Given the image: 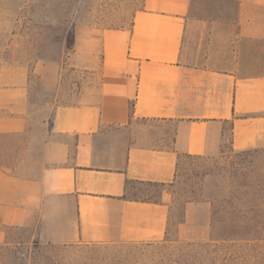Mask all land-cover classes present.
<instances>
[{
  "label": "crops",
  "instance_id": "crops-1",
  "mask_svg": "<svg viewBox=\"0 0 264 264\" xmlns=\"http://www.w3.org/2000/svg\"><path fill=\"white\" fill-rule=\"evenodd\" d=\"M9 27L0 136L23 145L0 166V244L9 227L61 245L160 242L165 192L145 202L132 186H167L182 158L224 143L264 150V0H143L129 28L76 26L69 62L87 79L40 123L30 77L55 88L61 69L32 67L29 38Z\"/></svg>",
  "mask_w": 264,
  "mask_h": 264
},
{
  "label": "rangeland",
  "instance_id": "rangeland-1",
  "mask_svg": "<svg viewBox=\"0 0 264 264\" xmlns=\"http://www.w3.org/2000/svg\"><path fill=\"white\" fill-rule=\"evenodd\" d=\"M142 1L0 0V62L6 55L5 42L13 21V33L29 38L30 65L48 62L61 69L62 77L55 88H46L36 75L30 77L32 115L37 122L46 119L56 105L74 101L73 93L87 79L80 69L72 72L69 62L76 26L81 31L87 27L95 33L129 28L132 15ZM39 123L37 131H40ZM22 145L21 137L0 136V166L14 164L12 159L18 154L21 156ZM260 182H264V150L236 152L224 143L216 157L182 158L173 182L167 186L131 187L127 195L131 199L157 202L165 192L169 208L167 233L152 247L136 250L132 245L139 244L61 245L41 241L32 229L9 227L5 229V242L10 253H2L0 264H13L16 258L17 263H22V258L26 262L31 255L38 260L51 257L52 264H121L125 258L134 257L142 259L140 264H151L146 260L153 255L179 261L180 246L209 242L224 243L225 246L219 247V255L228 253L232 264H264V227L258 235H253L248 225L235 234L229 228L213 229L209 224L227 217L236 203L258 205L262 195L257 194L256 184ZM254 215V212L248 213L249 217ZM260 218L263 223L264 216ZM252 238L260 241H250L247 246L240 241Z\"/></svg>",
  "mask_w": 264,
  "mask_h": 264
},
{
  "label": "trees",
  "instance_id": "trees-1",
  "mask_svg": "<svg viewBox=\"0 0 264 264\" xmlns=\"http://www.w3.org/2000/svg\"><path fill=\"white\" fill-rule=\"evenodd\" d=\"M256 190L257 194L262 195L261 202L258 203V205H252V204H246V203H236L231 206V212H228L227 217H223V219L219 221L212 220L209 224L212 225L213 229H217L218 226H221L223 228H229L232 232L240 233L241 230H243L247 225L250 227V231L253 235L259 234V232L264 227V222L262 223L260 220L263 221L264 216V182H260L256 184ZM145 202H156L151 200H142ZM254 212V216L249 217L248 213ZM247 215V216H244ZM227 241H234V239H227ZM240 241H244L245 245L250 241H260L258 238H252V239H242ZM253 242V243H254ZM154 243H147V244H139V245H132L134 249H146L149 247H152ZM8 242H4L3 245H0V256H2V253H10V250L8 249ZM36 246V244H35ZM225 246L224 243H204L202 245H192V244H185L180 246V249H178V260L174 261L170 260L169 258L164 259V257L161 258H155L149 257L148 261L151 264H232L230 263L232 260L230 259V256L228 253H224L223 256L219 255V247ZM247 246V245H246ZM264 246V244H263ZM142 258V257H141ZM219 258L221 260H219ZM17 260V258H16ZM13 261V264H52L51 257L42 258L41 260H38V258L35 255H31V259L29 261L24 262L23 258L21 259L23 262L17 263ZM20 260V261H21ZM140 260L142 262V259L134 257L132 260H128V258H125L121 261V264H140Z\"/></svg>",
  "mask_w": 264,
  "mask_h": 264
}]
</instances>
